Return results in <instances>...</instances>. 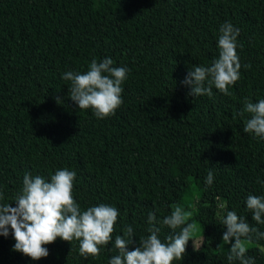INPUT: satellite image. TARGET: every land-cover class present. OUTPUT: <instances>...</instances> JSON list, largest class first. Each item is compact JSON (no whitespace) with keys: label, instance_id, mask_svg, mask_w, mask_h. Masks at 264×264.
<instances>
[{"label":"trees","instance_id":"obj_1","mask_svg":"<svg viewBox=\"0 0 264 264\" xmlns=\"http://www.w3.org/2000/svg\"><path fill=\"white\" fill-rule=\"evenodd\" d=\"M226 22L240 29V79L231 95L213 86L211 97L190 96L182 82L219 57ZM105 58L129 73L123 104L98 119L69 98L63 74ZM245 99H264V0H0V203L16 206L26 173L50 182L67 168L82 211L106 204L119 212L98 257L58 238L48 257L32 260L13 251L10 234L0 235V264H109L127 227L130 250L151 234L149 213L166 242L175 233L162 221L177 206L191 213L202 242L189 240L173 264H240L227 259V212L264 232L246 205L249 195L264 196V138L243 131ZM262 247L264 239L249 247L255 264H264Z\"/></svg>","mask_w":264,"mask_h":264},{"label":"clouds","instance_id":"obj_2","mask_svg":"<svg viewBox=\"0 0 264 264\" xmlns=\"http://www.w3.org/2000/svg\"><path fill=\"white\" fill-rule=\"evenodd\" d=\"M219 32V57L211 66L190 68L182 82L190 87V96L211 97L213 86L224 95H231L229 87L240 79L242 65L237 52L240 29L226 22L220 26ZM244 67L250 68L251 65ZM128 73L127 67H114L111 58H105L102 62L93 59L86 73L68 71L63 74V79L71 81L69 98L79 109H91L98 119H104L114 116L123 104L122 85ZM56 99L61 103L60 97ZM243 113L250 114L243 131L264 138V99L256 103L245 99ZM75 178L76 172L67 168L57 170L51 175L50 182L41 176L33 177L26 173L22 191L15 197L16 206L13 207V203H0V235L8 237L11 234L14 237L13 251L32 260H40L49 256L46 245L60 238L69 243L79 241V254L87 258L98 257L101 247L112 242L118 210L100 204L82 211L74 197ZM213 180V173L209 171L206 183L211 185ZM3 199V193L0 192V201ZM246 205L252 213V219L264 225V196L249 195ZM190 215L183 208L175 207L162 221L175 234L162 242L158 236L161 229L156 224L157 217L155 213H149L150 227L147 231L151 234L140 238L139 246L130 250V246L136 242L133 228L127 227L123 236H115L114 246L118 255L113 256L109 264H173L183 259L188 242L193 240V234L197 231V225L189 222ZM222 225L226 229L223 243L231 245L228 261L255 264V259L247 253L255 241L264 239V232L250 226L245 218L239 217L234 211L227 212ZM177 229L180 231L176 232ZM260 251L264 254V247Z\"/></svg>","mask_w":264,"mask_h":264},{"label":"rangeland","instance_id":"obj_3","mask_svg":"<svg viewBox=\"0 0 264 264\" xmlns=\"http://www.w3.org/2000/svg\"><path fill=\"white\" fill-rule=\"evenodd\" d=\"M192 239L195 241V242H194V241L192 240V241H193L192 244H193V247H194V248H197V247H199V246L201 245L202 237H201V233H200L198 227H197V231L193 234ZM232 243H234V239H233ZM229 245H230V244H229ZM230 247H231V245H230Z\"/></svg>","mask_w":264,"mask_h":264}]
</instances>
